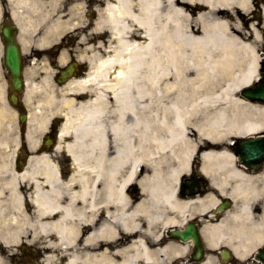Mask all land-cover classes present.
I'll return each instance as SVG.
<instances>
[{"label":"bare ground","instance_id":"obj_1","mask_svg":"<svg viewBox=\"0 0 264 264\" xmlns=\"http://www.w3.org/2000/svg\"><path fill=\"white\" fill-rule=\"evenodd\" d=\"M82 1L91 0H75ZM253 2L97 0L96 28L109 36L105 55H89L90 72L56 88L66 97L96 86L99 89L92 91L94 95L80 102L57 99L48 87L52 84L50 71L44 72L40 83L35 82L33 71L26 76L24 101L30 114L27 137L31 146L35 148L32 126L45 128L49 118L60 113L65 122L58 148L72 157L73 173L69 180L61 181L56 165L41 155L32 157L25 172L18 174L12 170L9 137L1 140L8 159L0 165V173L5 169L8 177L0 186V197L7 188L9 203L20 213L9 214L5 200L0 201L3 244L19 240L22 217L47 238L48 247L63 253V264H162L159 256L175 255V247L151 250L142 240L127 243L119 237L116 220L122 234L135 230L125 189L145 165L150 170L141 178L146 198L138 207L164 200L183 216L186 207L173 200L174 190L181 173L199 152L206 173L227 168L237 177L234 198L243 200L238 201V211L250 214L252 199L264 195V173L254 178L240 174L227 150L231 137L264 130V105L241 97L242 89L260 75L258 62L264 44V7H259L262 22L256 23ZM80 3L70 8L72 14ZM16 16L22 19L20 12ZM245 22L251 23L249 28ZM72 24L71 19L58 16L49 29L57 37ZM102 89L111 91L117 104L113 120L102 119L107 110ZM3 94L0 84V118H7L11 132L15 116L4 106ZM0 124L4 122L0 120ZM168 158L174 159L176 166H164ZM20 179L33 181L35 218L23 210ZM97 184L102 186V200L98 199ZM62 198L66 199L64 205ZM85 200L88 209L102 206L105 217L84 236L86 224L94 220L79 206ZM58 214V219H45ZM178 216L164 221L171 224ZM50 235L55 236L52 242ZM56 255H48L45 264H61Z\"/></svg>","mask_w":264,"mask_h":264},{"label":"flooded vegetation","instance_id":"obj_2","mask_svg":"<svg viewBox=\"0 0 264 264\" xmlns=\"http://www.w3.org/2000/svg\"><path fill=\"white\" fill-rule=\"evenodd\" d=\"M74 4L75 0H0V65L5 69L0 73V84L4 85L6 103L9 95L17 96L18 115L28 114L23 96L27 73L33 71L35 81H41L44 72L51 71V81L56 88L66 86L72 77L69 75H73L72 79H78L88 73L90 65L82 51L103 43V36L82 38L80 35L83 30L79 31L78 27L72 25L55 37L49 29V24H52L58 14L64 20H69L70 8ZM17 12H20L21 20L17 18ZM87 31L89 32L88 29ZM9 38L14 40L21 58L23 90L20 91L14 88L10 81L11 72L3 63ZM84 55L88 54L85 52ZM262 73L264 74V66ZM6 119L0 118L4 122L0 124V165L7 162L1 140L9 137V145L13 148L12 170L16 173L23 174L32 157L47 155L56 165L60 177L63 180L69 177L73 171L72 158L56 150L62 121L60 115H55L42 133L34 132L35 148H32L27 138L28 124L16 116L9 133ZM32 130L34 131L33 128ZM227 151L232 158V166L240 174L254 178L264 173V160L255 159L251 161L253 165L248 167L239 160L237 146H231ZM146 170L148 168H143L126 189L130 201L128 213L133 215L135 230L129 232V235L122 234L120 223L116 220L115 226L117 231L120 230L118 232L121 239H125L127 243L142 240L151 250L175 247V255H170L169 258L159 256L163 260L162 264H264V199L259 197L251 202L250 214L240 213L238 201L243 200L234 198L237 177L231 176L227 168L206 173L201 155L196 154L190 168L180 175L174 191L173 200L186 207L183 216L170 209L164 200L150 201L147 205L138 207L142 199L146 198L140 183ZM4 171L5 169L0 173V178H3L0 185L8 177V172ZM37 178L43 182L41 177ZM18 189L22 196L23 210L29 217L35 218L33 181L20 179ZM97 189L98 199L102 200V186L97 185ZM4 199L10 200L8 190L4 192ZM65 201L62 198V202ZM86 202L85 200L81 207L94 220L90 225L86 224L84 236L99 226L105 217L102 206L91 210L86 207ZM177 215V220L171 224L164 221L165 218L176 219ZM56 217L57 215L54 216ZM27 232L30 238L31 231ZM52 252H49L46 245L30 244L25 239L11 247V250L0 244V260H4L5 264H45L46 256ZM53 254L60 257L59 263L65 261L60 250Z\"/></svg>","mask_w":264,"mask_h":264},{"label":"rangeland","instance_id":"obj_3","mask_svg":"<svg viewBox=\"0 0 264 264\" xmlns=\"http://www.w3.org/2000/svg\"><path fill=\"white\" fill-rule=\"evenodd\" d=\"M183 4H186V5H189V3L187 4V3H183ZM84 5V7L86 6L87 8H89L90 7V9L92 10V8H96V9H98V3H97V0H91L90 1V3H87V1H85V3L83 4ZM259 7H260V9H261V7L263 8L264 7V0H254V2H253V8H254V13L252 14L253 16H254V19H255V22L256 23H260L261 24V22H262V17L261 16H259V14H261V10L259 9ZM204 8H206L207 9V7H205L204 6ZM79 12V11H78ZM93 13V12H92ZM258 13V14H257ZM195 15V14H194ZM74 21H76V22H81V24L82 25H84V24H86V23H90V25L88 26V27H90V26H95V25H93V24H91L92 23V19L90 18V19H88V20H86V22H85V20H83L82 18H78V19H76V17L74 18ZM192 24L194 25V27L195 28H197V25H196V23H195V21L193 20L192 21ZM250 22H245V26H246V28H249L250 27ZM82 29H84V28H82ZM88 29V28H87ZM92 31H95V30H93V29H91ZM77 31V30H76ZM96 31L99 33L100 31L98 30V28H96ZM84 32H85V30H84ZM87 34V33H86ZM105 35H107V34H105ZM87 36H96L95 34L93 35L92 33H90V34H87ZM107 43H108V41H105V45H103V47H106V45H107ZM103 47H98V48H92V49H90L89 51H82V53H85V52H87L88 54H90V53H93V52H96L98 55H102V54H100L99 52L101 51L104 55H105V51L103 50L104 48ZM261 51H263L264 52V44H263V46H262V48H261ZM103 55V56H104ZM262 55V54H261ZM3 70H5L4 69V67H0V73H1V71H3ZM109 80L110 81H113L114 82V80H113V78L109 75ZM0 81H1V76H0ZM48 87H50L51 88V90L55 93V95H56V97H57V99H62V98H68V97H71L70 95H66V97H64L63 95H61V94H59L55 89H54V87L51 85V86H48ZM96 87V86H95ZM94 86H92V88H90L89 89V91H90V94L89 95H87V97L88 98H91L93 95H94V93H95V91L96 90H98L99 88H95ZM92 91L94 92V93H92ZM104 93L106 94V105H107V110H106V112H105V114L102 116V119H106V120H113V119H115L116 117H117V114H116V104L114 103V101H113V99H111L110 98V93L108 92V91H104ZM9 106H11V104L9 103ZM9 111H10V114H11V112L13 111V108L12 107H10V109H9ZM192 130V129H191ZM193 132V131H192ZM191 132V133H192ZM190 136H192V138H193V134H190ZM172 163L173 164H175V161H174V159H172ZM261 196H264L263 195V193H261L260 194ZM26 225V224H25ZM24 225V226H25ZM27 231L28 230H30L28 227H26L25 228ZM44 239L43 238H41V241H43Z\"/></svg>","mask_w":264,"mask_h":264},{"label":"water","instance_id":"obj_4","mask_svg":"<svg viewBox=\"0 0 264 264\" xmlns=\"http://www.w3.org/2000/svg\"><path fill=\"white\" fill-rule=\"evenodd\" d=\"M6 64L10 68L13 76L16 78L15 86L18 87L20 83V81L17 80L20 76V60L16 45L14 43H11L8 46ZM242 94L251 100H259L264 102V78L257 82L254 87L245 88L242 91ZM261 140H264V138L242 139V148L240 149L241 156L246 160L255 156L259 150L263 149L261 146Z\"/></svg>","mask_w":264,"mask_h":264}]
</instances>
